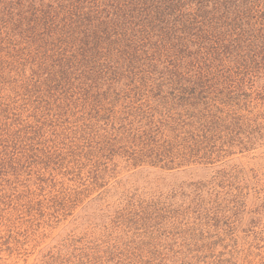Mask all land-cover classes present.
Here are the masks:
<instances>
[{
    "label": "rangeland",
    "instance_id": "374dc122",
    "mask_svg": "<svg viewBox=\"0 0 264 264\" xmlns=\"http://www.w3.org/2000/svg\"><path fill=\"white\" fill-rule=\"evenodd\" d=\"M248 11L264 44V0ZM39 20L22 34L0 20V264H264V47L242 52L250 70L191 82L196 21L158 59L181 83L77 71L55 91L28 71L53 53Z\"/></svg>",
    "mask_w": 264,
    "mask_h": 264
},
{
    "label": "trees",
    "instance_id": "16d2710c",
    "mask_svg": "<svg viewBox=\"0 0 264 264\" xmlns=\"http://www.w3.org/2000/svg\"><path fill=\"white\" fill-rule=\"evenodd\" d=\"M256 1L9 0L10 5L2 7L0 0V20H4L3 26H9L8 30L12 27L22 34L27 29L35 32L37 25H41L40 17L44 19L43 37L53 53L44 54L42 71L30 68L28 71L36 81L38 76L41 81L45 78V88L52 84L56 91L71 85V76L79 78L72 72L78 71L81 78L91 80L95 86L109 88L141 76L166 89V79L171 86L176 81L181 83L183 77L179 67L158 59L171 43L172 33H177L180 40L182 36H190L195 32L192 25L196 21H199V48H202L199 53L204 58L199 64H205V69L199 75L194 72L191 82L204 83L205 76L214 80L220 70H250L253 57L248 61L242 52H249L251 56L262 54L264 47L263 43H255L250 32L252 19L248 9ZM208 40L214 42V47L204 45ZM207 61L218 67L208 68ZM189 82L186 79L184 86ZM22 86L27 88L28 84ZM13 90L10 88L7 93ZM190 92L195 93L194 87ZM205 93L200 95L206 98ZM143 157L157 155L146 152ZM132 160L130 166L137 167Z\"/></svg>",
    "mask_w": 264,
    "mask_h": 264
}]
</instances>
